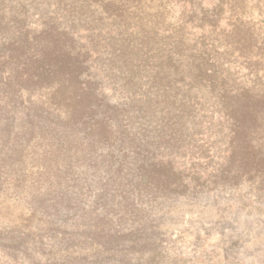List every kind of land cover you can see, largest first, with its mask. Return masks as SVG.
Wrapping results in <instances>:
<instances>
[{
  "label": "trees",
  "instance_id": "16d2710c",
  "mask_svg": "<svg viewBox=\"0 0 264 264\" xmlns=\"http://www.w3.org/2000/svg\"><path fill=\"white\" fill-rule=\"evenodd\" d=\"M202 1L176 25L171 0H53L36 20L17 0L0 9L9 264H151L157 229L185 206L261 213L264 88L219 71L215 24L186 44Z\"/></svg>",
  "mask_w": 264,
  "mask_h": 264
},
{
  "label": "rangeland",
  "instance_id": "374dc122",
  "mask_svg": "<svg viewBox=\"0 0 264 264\" xmlns=\"http://www.w3.org/2000/svg\"><path fill=\"white\" fill-rule=\"evenodd\" d=\"M9 1L0 0L4 13L15 6ZM17 1L27 6L34 20L53 12V0ZM188 1L171 0L170 24L176 25L180 20ZM194 20L197 30L194 37L186 36V44L193 45L195 39L207 43L204 38L209 36L205 33L215 24L216 30L210 34L209 42L214 47L219 71L227 75L233 86L264 88V1L203 0L196 6ZM235 24L240 32L236 30L231 34L229 26ZM237 38L243 47L235 45ZM251 43L256 46L252 50L248 47ZM203 211L200 207L185 206L157 229L158 241L154 247L162 253L151 264H264V207L259 214L247 207L239 218L224 214L220 219V214L214 210ZM239 221L245 223L239 224ZM0 264H9L1 251Z\"/></svg>",
  "mask_w": 264,
  "mask_h": 264
}]
</instances>
